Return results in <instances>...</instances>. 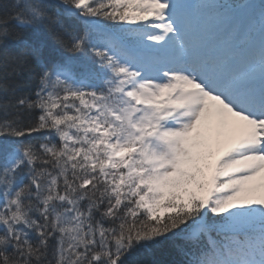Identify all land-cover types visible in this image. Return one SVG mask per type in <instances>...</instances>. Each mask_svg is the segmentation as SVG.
Wrapping results in <instances>:
<instances>
[{
	"label": "snow or ice",
	"instance_id": "1",
	"mask_svg": "<svg viewBox=\"0 0 264 264\" xmlns=\"http://www.w3.org/2000/svg\"><path fill=\"white\" fill-rule=\"evenodd\" d=\"M0 264H264V0H0Z\"/></svg>",
	"mask_w": 264,
	"mask_h": 264
}]
</instances>
